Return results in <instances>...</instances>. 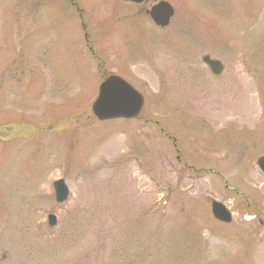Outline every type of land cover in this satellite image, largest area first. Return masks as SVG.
I'll return each mask as SVG.
<instances>
[{"label": "rangeland", "instance_id": "obj_1", "mask_svg": "<svg viewBox=\"0 0 264 264\" xmlns=\"http://www.w3.org/2000/svg\"><path fill=\"white\" fill-rule=\"evenodd\" d=\"M157 1L0 0V264H264V0ZM111 73L139 118L94 115Z\"/></svg>", "mask_w": 264, "mask_h": 264}, {"label": "water", "instance_id": "obj_2", "mask_svg": "<svg viewBox=\"0 0 264 264\" xmlns=\"http://www.w3.org/2000/svg\"><path fill=\"white\" fill-rule=\"evenodd\" d=\"M141 3L145 0H132ZM154 23L161 27L170 24L174 16V7L165 0L156 2L147 11ZM203 62L209 67L214 76H221L225 71V65L219 59L212 58L209 54L202 57ZM144 107V98L133 86L116 75L109 76L101 85L99 96L93 103L92 110L100 120L112 118H138ZM258 167L264 173V156L258 161ZM55 196L59 203L65 202L70 194L69 186L64 178L54 182ZM212 212L216 218L224 222H231L232 214L220 201L212 202ZM49 222L55 225V214H49Z\"/></svg>", "mask_w": 264, "mask_h": 264}, {"label": "flooded vegetation", "instance_id": "obj_3", "mask_svg": "<svg viewBox=\"0 0 264 264\" xmlns=\"http://www.w3.org/2000/svg\"><path fill=\"white\" fill-rule=\"evenodd\" d=\"M262 216H263V220H262V222H264V211H262Z\"/></svg>", "mask_w": 264, "mask_h": 264}]
</instances>
